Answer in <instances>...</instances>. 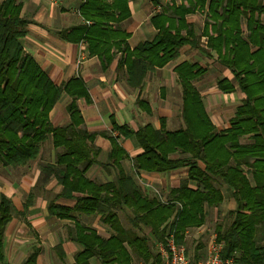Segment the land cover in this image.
<instances>
[{
	"label": "trees",
	"instance_id": "trees-1",
	"mask_svg": "<svg viewBox=\"0 0 264 264\" xmlns=\"http://www.w3.org/2000/svg\"><path fill=\"white\" fill-rule=\"evenodd\" d=\"M160 3L161 0H153ZM126 0H113L107 5L100 0H85L80 10L90 24L78 25L76 37L84 39L90 53L109 61L114 46L120 51V64L125 65V82L140 87L145 76L179 55L184 45L202 49L214 62L228 68L236 89L244 97L236 107L231 125L216 131L208 118L203 102L192 80L204 73L197 63L182 62L175 67L181 85L180 115L183 125L167 130L151 124L130 128L111 119L108 135L111 147L104 161L93 147L97 132L82 128V117L76 104L87 90L78 78L56 85L36 60L24 51L21 38L26 34L28 20L21 16L20 3L0 1V164L7 169L25 166L39 159V174L34 188L26 195L24 208L35 196L34 190L54 179L61 190L57 194L75 199L68 207L48 202L51 215L75 222L72 237L81 250L71 264H156L157 241L165 242L173 233L185 253L192 254V263L203 258L202 244L196 240L188 247L186 230L203 225L208 210L219 209L224 196L221 186L231 191L235 206L219 215L214 224L217 241L223 242V256H233L234 264H264V245L256 238L258 228L264 229V0H181L161 6L150 18L156 34L150 42L130 49L126 34L118 35V23L126 16ZM112 10H118L114 15ZM92 11V15L89 12ZM207 12L201 33L186 21V14ZM100 13H106L103 19ZM111 20L115 24L110 25ZM245 24V29L242 26ZM205 36V47L200 38ZM119 38V39H118ZM118 39V41H116ZM92 44V47H91ZM219 90L228 92L234 86L227 78L217 81ZM63 94L69 121L53 125L49 112ZM163 122V120H162ZM132 137L141 151L127 158L119 139ZM244 139L245 142H241ZM49 141L55 150L54 159H44L41 147ZM129 159V163H124ZM93 165L105 169L103 181L86 175ZM185 169L186 182L169 189L165 198L148 194L136 181L139 172L166 173ZM38 185V186H37ZM129 210L125 228L118 211ZM100 216V221L112 229L108 236L77 222V214ZM10 198L0 196V262L3 260V235L12 219ZM147 229V236L139 233ZM54 249L63 259L62 242ZM38 249L21 264H36Z\"/></svg>",
	"mask_w": 264,
	"mask_h": 264
},
{
	"label": "crops",
	"instance_id": "crops-1",
	"mask_svg": "<svg viewBox=\"0 0 264 264\" xmlns=\"http://www.w3.org/2000/svg\"><path fill=\"white\" fill-rule=\"evenodd\" d=\"M15 1L21 5V16L28 20L26 34L21 38L24 51L36 60L56 85H62L72 78L82 80L87 97H78L76 104L82 117V128L97 132L92 145L99 150L98 159L102 157L104 161L111 147L108 135H116V132L110 130L111 119L118 124H127L134 130L147 123L154 128H159L163 123L169 131L183 125L180 115L182 90L175 72V67L182 62L197 63L204 69V73L193 79L192 84L198 91L206 114L216 131L230 127L235 109L244 94L236 89L231 71L208 58L202 49L182 46L178 57L155 68L145 76L140 87L133 88L125 82V65L120 64L119 49L113 46L112 58L107 61L104 56L90 53L86 40H70L65 37V34L72 38L77 36L78 31L71 30L72 27L90 24L91 21L80 10L85 0ZM100 1L109 5L113 0ZM172 1L179 3L181 0ZM170 2L171 0H161L160 3L153 0H126L127 13L119 21L117 33L126 34L124 40L130 49L153 40L157 30L150 18L160 11L161 6L164 7ZM112 11L114 15L119 14L118 10ZM100 14L103 19L107 17L106 13ZM89 15H92V11ZM185 18L187 22L194 24L198 34L201 33L204 22L209 21L206 11L189 13ZM260 19L264 23V15ZM108 23L115 24L111 20ZM242 26L245 29L244 22ZM200 41L201 46L205 47V36H201ZM222 78H227L235 89L228 92L219 90L217 81ZM69 100V96L63 94L50 110L49 121L53 125H63L69 121L66 110ZM119 142L127 158H132L141 151L132 137L120 138ZM241 142L245 140L242 139ZM45 146L49 152L55 151L49 142ZM124 163L127 165L129 159H125ZM30 166L28 164L18 167L17 171L0 168V196L10 198L13 206L12 219L4 230L3 260L0 264H21L33 248L38 249L36 264H71L75 254L81 250L80 245L72 239L75 222L51 215L44 194L48 190L59 193L60 185L52 179L45 184L44 190L41 188L38 192L35 189L32 203L24 208L26 195L34 188L39 174V168ZM92 173L94 174L90 167L86 175L93 179ZM139 174L138 177L142 180L146 179L152 186L160 187L165 195L170 188L179 186L181 182H186L189 187H196V183L187 180L183 168L166 173L141 171ZM220 189L224 196L223 202L228 200L234 206L230 189L226 185ZM64 200L56 203L68 207L75 203V199H67L72 202ZM93 217L92 222H101L99 215ZM77 223L84 225L82 222ZM67 228L71 230L68 234L65 233ZM96 231L101 234L99 229ZM60 241L64 252L63 259L54 249ZM91 261L92 259L90 264Z\"/></svg>",
	"mask_w": 264,
	"mask_h": 264
},
{
	"label": "rangeland",
	"instance_id": "rangeland-1",
	"mask_svg": "<svg viewBox=\"0 0 264 264\" xmlns=\"http://www.w3.org/2000/svg\"><path fill=\"white\" fill-rule=\"evenodd\" d=\"M48 142L49 141H45L43 143L44 145H42V147H41L42 155H43L44 159H47V160H49L50 158L54 159V154H55V151L53 153L49 152L48 151V147L45 146V144H48ZM101 158L102 157H99V160H102ZM28 164L31 165L30 166L31 168H35L36 169V168H38V165H39V159L37 158V159H35L34 161H31ZM91 167H92V172H94V174L92 173L93 180H95V181L106 180V179L103 178V177H105V173H106L104 167L99 166V165H93ZM0 168H2L1 164H0ZM15 170L17 171L19 169L17 168ZM134 174H139V173H134ZM136 181H137L138 185L142 188V190L144 192H146V193L151 195V194H155V190L154 189H156L158 191V193L161 195L162 198L166 197V195L163 194V192H161L160 187H157V186H153V187L152 186H146V185H144L143 183H141L138 180L137 176H136ZM143 182H149V181H146V179H143ZM44 186H40V187L38 186L36 191L40 192L41 188L44 190ZM60 190H61V187H60ZM44 194L46 195L48 202L52 201V202L56 203V201H58V200L59 201H63L64 199H65L64 201H66V202H72L71 200L68 201L66 198H63V197L57 195L58 193H56L54 190H48L47 193H44ZM232 206H233V204L230 203L228 200L222 202L220 204V206H219V209L212 208V209L208 210L209 213L206 216V222H204L203 225H200L198 227H193V228H190V229L186 230L185 231L186 232L185 234H187L186 238L187 239L189 238L188 243H187L188 247L193 248V246H195V243H196V240L194 238H199L198 240L202 244V251H203V255H204L203 258H204L206 256L207 244L209 243V241L215 235L214 224H215L216 219H217V217L219 215V211L221 213H224L228 209L233 208L235 206V204H234L233 207ZM118 215H119V219H120L122 225L125 228H131L130 222H128V217L130 215V211L129 210L118 211ZM77 217H78V221L82 222L85 226H88V227L93 228L95 230L99 229V231L101 232L100 235H102V236H108V235H110L112 233V229L108 225H105L102 222H92V219L94 218L92 215H86V214L79 213V214H77ZM70 232H71V230H69L68 228L65 230L66 234H68ZM138 232L147 236L148 230L147 229H143V230L138 231ZM256 238H257V241L259 243L264 245V229L258 228V230L256 231ZM154 249H155V252H156V247H154ZM188 257H189V259L191 261L193 260L191 253L188 254ZM91 264H99L98 259L97 258H92ZM133 264H140V262L137 261L136 259H134L133 260Z\"/></svg>",
	"mask_w": 264,
	"mask_h": 264
},
{
	"label": "built area",
	"instance_id": "built-area-1",
	"mask_svg": "<svg viewBox=\"0 0 264 264\" xmlns=\"http://www.w3.org/2000/svg\"><path fill=\"white\" fill-rule=\"evenodd\" d=\"M138 180L146 186H152L149 182H143L140 177H138ZM154 190L155 194L161 197L158 191ZM155 247L159 257V262L156 264H234L233 256L222 255L223 242L217 241L215 235L207 244L206 256L195 263H192L185 253L184 246L176 243L173 233L167 234L165 242L157 241Z\"/></svg>",
	"mask_w": 264,
	"mask_h": 264
}]
</instances>
